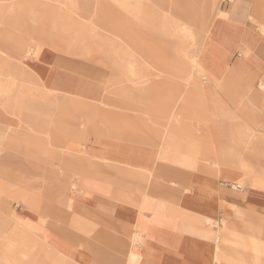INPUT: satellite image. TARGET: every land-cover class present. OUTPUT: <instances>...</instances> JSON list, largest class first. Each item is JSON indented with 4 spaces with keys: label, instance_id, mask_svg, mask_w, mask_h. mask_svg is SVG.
Wrapping results in <instances>:
<instances>
[{
    "label": "crops",
    "instance_id": "0c3cea01",
    "mask_svg": "<svg viewBox=\"0 0 264 264\" xmlns=\"http://www.w3.org/2000/svg\"><path fill=\"white\" fill-rule=\"evenodd\" d=\"M10 1L0 0V224L23 236L0 264H264V0H207L195 66L210 85L193 94L169 78L109 88L82 73L137 63L107 34L122 32L112 19L153 16L143 0H23L40 16L31 26ZM53 1L104 24L60 19ZM22 31L43 35L25 45ZM74 32L105 35L84 46L58 35ZM19 177L21 192L9 187Z\"/></svg>",
    "mask_w": 264,
    "mask_h": 264
},
{
    "label": "rangeland",
    "instance_id": "374dc122",
    "mask_svg": "<svg viewBox=\"0 0 264 264\" xmlns=\"http://www.w3.org/2000/svg\"><path fill=\"white\" fill-rule=\"evenodd\" d=\"M143 1L144 6L140 9L143 13H152L153 16L144 18L143 21L137 17L122 16L121 24L118 23L119 19H112L117 20V22H111V25H117L116 29L121 25L122 32L107 34L112 35L117 40H121L122 46L127 47L122 50L127 53L123 56H127L128 61H136L137 63L83 66L84 70H82V73L84 76L95 80L102 87L109 88H145L147 85L152 84L154 79L158 78H169L171 83H176L187 94L189 90L190 94H193L192 91L195 87L208 88L210 82L207 75L200 73L195 66L196 63L199 66L198 55L202 48L204 33L209 23V13L206 10L207 0H185L184 3L180 2L179 7L177 1L154 0L150 7L151 11L146 8L147 1ZM22 2L23 0L19 4L18 1L11 0L9 8L18 9L20 5L21 22L30 23V26L38 24L37 21L40 19L39 14L35 13L34 8H31V10L23 8ZM53 2V4H57L56 10L57 14L61 17L60 19L69 17L70 21L73 20L75 25H84L86 26L85 28L92 25L104 24V19L102 18L81 16L83 13H86L83 12L81 7L74 6L70 9L66 7L65 1ZM46 3L50 4L52 2L47 0ZM35 4H38V2H34V6ZM178 8H180V11ZM152 10L155 11L152 12ZM178 12L180 15H167L170 13L177 14ZM23 29L25 27L21 25V30ZM39 35L43 34L22 31L21 43L24 42L23 44L26 45L31 36ZM58 35L69 36L75 44L84 46L88 42L89 44L96 45L99 36L105 34L98 32H74ZM23 80L24 78L21 76V81ZM191 96L185 97L186 102L193 98ZM203 99L204 96L202 97ZM235 124L237 123L235 122ZM256 129H258V126H256ZM234 131L240 134V129L235 128ZM253 134V131L250 130V135ZM21 179L23 178H17L9 187L21 192ZM42 184L44 185V181ZM11 199L16 202L21 201V198H16L20 200ZM1 232L11 234L5 236H14V239L3 238ZM21 235L23 236L22 233L14 231L12 227L8 229L5 224H0V250H6V254L12 255L9 250L10 248H17L21 240L17 236ZM11 258L13 259V264H16L14 258ZM10 264L12 263L10 262ZM57 264H61V261L58 260Z\"/></svg>",
    "mask_w": 264,
    "mask_h": 264
}]
</instances>
